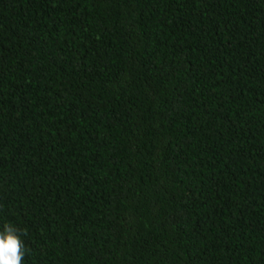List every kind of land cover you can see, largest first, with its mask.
Returning <instances> with one entry per match:
<instances>
[{"label":"trees","instance_id":"obj_1","mask_svg":"<svg viewBox=\"0 0 264 264\" xmlns=\"http://www.w3.org/2000/svg\"><path fill=\"white\" fill-rule=\"evenodd\" d=\"M22 264H264V0H0V232Z\"/></svg>","mask_w":264,"mask_h":264},{"label":"clouds","instance_id":"obj_2","mask_svg":"<svg viewBox=\"0 0 264 264\" xmlns=\"http://www.w3.org/2000/svg\"><path fill=\"white\" fill-rule=\"evenodd\" d=\"M21 234H26V230L4 225L0 232V264H22L26 249Z\"/></svg>","mask_w":264,"mask_h":264}]
</instances>
